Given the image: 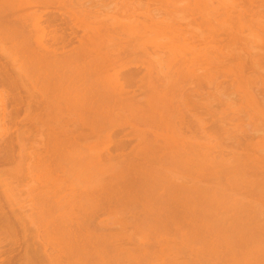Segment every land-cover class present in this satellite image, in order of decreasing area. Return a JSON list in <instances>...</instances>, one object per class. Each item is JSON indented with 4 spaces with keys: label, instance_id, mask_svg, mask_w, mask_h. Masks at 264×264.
<instances>
[{
    "label": "bare ground",
    "instance_id": "1",
    "mask_svg": "<svg viewBox=\"0 0 264 264\" xmlns=\"http://www.w3.org/2000/svg\"><path fill=\"white\" fill-rule=\"evenodd\" d=\"M247 60L264 0H0V264H264Z\"/></svg>",
    "mask_w": 264,
    "mask_h": 264
},
{
    "label": "rangeland",
    "instance_id": "2",
    "mask_svg": "<svg viewBox=\"0 0 264 264\" xmlns=\"http://www.w3.org/2000/svg\"><path fill=\"white\" fill-rule=\"evenodd\" d=\"M142 1H145V0H142ZM252 40H253V39H252ZM249 41H250V43H251V40H249ZM249 41L247 42V44L249 43ZM253 43H254V41H252L251 44H253ZM251 44H250V45H251ZM254 44H255V43H254ZM256 44H257V43H256ZM245 46H248V45H245ZM254 46H256V45H252L251 47H254ZM251 47H249V48H251ZM254 48H255V47H254ZM254 48H253V51L250 49L251 52H255V51H256V50H255L256 48H255V49H254ZM242 53H243L244 56H245V57L242 56V59H244V58L248 59V58H249V57H248L249 54H248V55L245 54V53H247V52L244 51V52H242ZM243 54H242V55H243ZM246 59H244V60H246ZM248 62H249V61L247 60V63H245V64H248V65H245L246 70H245V68H244V71H243L245 77H248V78H250V79L253 80V79L255 78L256 75H257L256 78H257L258 76H259L260 78L264 76V75H263V74H264L263 70H259V68H258L259 66H258V65H257V67L254 69L255 65L252 66V67H250L251 65H249ZM263 64H264V63L262 62V65H263ZM247 66H249L248 69H247ZM250 68H252V72L249 70ZM257 68H258V69H257ZM248 70H249V71H248ZM253 70H254V71H253ZM257 70H258V71H261V72H257ZM11 71L13 72V70H11ZM12 72H11V73H12ZM255 72H256V73H255ZM245 73H246V74H245ZM254 73H255L256 75H255ZM258 73H259V74H258ZM252 74H253V75H252ZM253 76H254V77H253ZM252 77H253V78H252ZM259 77H258V79H259ZM256 78H255V80H258V79H256ZM260 81H261V79H260ZM253 82H254V80H253ZM255 82L258 83L259 81H255ZM257 83H256V84H257ZM256 84H255V85H256ZM242 86H244L243 83H242ZM253 86H254V85H253L252 82H251V88H252ZM253 89L256 90L255 87H254V88H252L251 91H254ZM237 98L239 99L238 96H237ZM238 99H237V100H238ZM239 101H240V100H239ZM239 101H238V102H239ZM22 114H23V112H22ZM127 130H128V128H125V130L123 131V133H126ZM254 140H255V138H254ZM108 217H109L108 219L103 220L102 222H104L105 224H106V223H110V222L112 223V221H113L112 215H108ZM110 229H112V228H110ZM110 229H109V230H110ZM3 257H5V255H3Z\"/></svg>",
    "mask_w": 264,
    "mask_h": 264
}]
</instances>
